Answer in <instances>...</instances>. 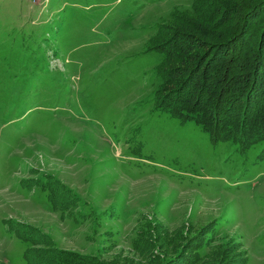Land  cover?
<instances>
[{
	"label": "rangeland",
	"instance_id": "obj_1",
	"mask_svg": "<svg viewBox=\"0 0 264 264\" xmlns=\"http://www.w3.org/2000/svg\"><path fill=\"white\" fill-rule=\"evenodd\" d=\"M208 1L0 0V264H264V143L157 109Z\"/></svg>",
	"mask_w": 264,
	"mask_h": 264
},
{
	"label": "trees",
	"instance_id": "obj_2",
	"mask_svg": "<svg viewBox=\"0 0 264 264\" xmlns=\"http://www.w3.org/2000/svg\"><path fill=\"white\" fill-rule=\"evenodd\" d=\"M200 7L193 27L199 41L177 34L164 44L159 43L163 39L153 41L147 51L161 56L158 66L178 64L185 72L177 82L173 67L156 70L162 89L176 86L156 101L157 109L179 122L197 124L214 143L228 141L247 150L264 143V0H209ZM260 155L264 157V148ZM17 234L32 246L23 261L34 264L29 229ZM46 255L50 264H85L74 253Z\"/></svg>",
	"mask_w": 264,
	"mask_h": 264
}]
</instances>
